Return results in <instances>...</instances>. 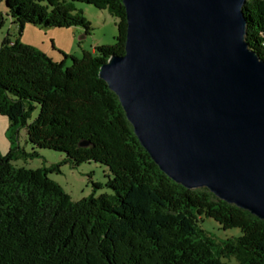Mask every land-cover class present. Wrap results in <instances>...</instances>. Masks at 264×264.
Returning <instances> with one entry per match:
<instances>
[{"label": "trees", "instance_id": "obj_1", "mask_svg": "<svg viewBox=\"0 0 264 264\" xmlns=\"http://www.w3.org/2000/svg\"><path fill=\"white\" fill-rule=\"evenodd\" d=\"M74 2L117 18L116 43L71 56L70 66L9 33L0 46V115L12 139L26 129L32 146L30 153L14 148L0 154V264H264V221L161 172L99 76L108 59L125 54L122 0H0L6 6L0 31L10 19L19 33L30 23L82 28L87 36L91 24ZM243 10L246 40L264 60V0H248ZM36 149L66 159L36 171L13 164L38 158ZM91 162L109 169L111 193L73 201L49 177L66 163ZM203 218L241 234L219 239L202 229Z\"/></svg>", "mask_w": 264, "mask_h": 264}, {"label": "water", "instance_id": "obj_2", "mask_svg": "<svg viewBox=\"0 0 264 264\" xmlns=\"http://www.w3.org/2000/svg\"><path fill=\"white\" fill-rule=\"evenodd\" d=\"M122 1L125 54L99 76L141 145L174 183L264 221V60L246 40L248 0Z\"/></svg>", "mask_w": 264, "mask_h": 264}, {"label": "rangeland", "instance_id": "obj_3", "mask_svg": "<svg viewBox=\"0 0 264 264\" xmlns=\"http://www.w3.org/2000/svg\"><path fill=\"white\" fill-rule=\"evenodd\" d=\"M74 3L76 9L81 11L82 16L91 24L87 37L82 39L85 36V31L82 28L44 29L30 23L23 27L22 33H19L18 27L10 19H7L0 31V46L9 33L12 39H20L21 43L44 52L53 61L70 66L69 57L71 56L80 59L85 52H94L96 46L105 47L116 43L119 28L117 18L110 15L105 9H98L81 2ZM5 10V4L0 3V11L4 12ZM37 114L38 112L35 113L34 117ZM9 127L8 119L0 115V154L6 156L10 149L14 148L23 149L27 153L32 152V146L27 141L26 129L20 130L17 136L12 139ZM36 151L39 153L38 158L27 161L20 158L13 161V164L16 167L36 171L53 164L56 165L66 159L65 154L52 150L36 149ZM109 174V169L100 163H82L78 166L66 163L61 166L59 174L52 173L49 177L59 184L73 201H79L91 195L97 197L111 193L112 191L106 187ZM201 227L219 239L236 237L241 234L238 229L222 230L213 219L203 218ZM225 261L228 264H235V261Z\"/></svg>", "mask_w": 264, "mask_h": 264}]
</instances>
